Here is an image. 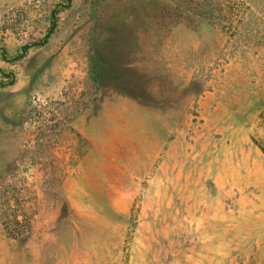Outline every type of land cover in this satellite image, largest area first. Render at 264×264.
Returning <instances> with one entry per match:
<instances>
[{"label":"rangeland","instance_id":"obj_1","mask_svg":"<svg viewBox=\"0 0 264 264\" xmlns=\"http://www.w3.org/2000/svg\"><path fill=\"white\" fill-rule=\"evenodd\" d=\"M65 3L0 0V264H264V0Z\"/></svg>","mask_w":264,"mask_h":264},{"label":"trees","instance_id":"obj_2","mask_svg":"<svg viewBox=\"0 0 264 264\" xmlns=\"http://www.w3.org/2000/svg\"><path fill=\"white\" fill-rule=\"evenodd\" d=\"M72 3V0H66V3L64 4V6H62L63 8H69L70 5ZM51 33V32H50Z\"/></svg>","mask_w":264,"mask_h":264}]
</instances>
